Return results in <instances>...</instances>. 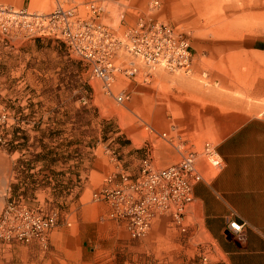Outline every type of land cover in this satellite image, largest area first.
Masks as SVG:
<instances>
[{
  "label": "rangeland",
  "instance_id": "374dc122",
  "mask_svg": "<svg viewBox=\"0 0 264 264\" xmlns=\"http://www.w3.org/2000/svg\"><path fill=\"white\" fill-rule=\"evenodd\" d=\"M82 1H101L105 23L119 36L141 18L177 27L193 48L194 72L159 70L147 82L121 76L108 95L66 45L25 27L22 12H52L55 0L25 7L0 0V168L3 155H11L14 169L25 175L17 181L21 191H8L5 205L0 193V216L20 196L31 209L59 214L47 248L2 246L0 264H226L219 245L199 227L194 204L181 227L166 215L146 237L132 240L93 202L105 178L83 205L76 202L93 170L132 171L147 157L162 169L184 154L201 153L207 143L218 148L226 130L213 125L233 111L264 118V0ZM123 90L131 99L120 105L116 97ZM195 105L202 109L195 112ZM68 139L75 146L70 172ZM199 164L210 181L217 172L202 157ZM37 168L43 177L35 179L31 170ZM41 188L45 193L37 196ZM31 249L42 259L30 256Z\"/></svg>",
  "mask_w": 264,
  "mask_h": 264
},
{
  "label": "built area",
  "instance_id": "2783aa9c",
  "mask_svg": "<svg viewBox=\"0 0 264 264\" xmlns=\"http://www.w3.org/2000/svg\"><path fill=\"white\" fill-rule=\"evenodd\" d=\"M56 2L57 7L49 13L22 12L25 27L37 38H52L66 45L85 66L91 80L101 83L106 94L114 95L112 86L121 76L140 77L147 82L159 70L193 74V48L177 27L141 18L119 36L105 23L106 10L101 1ZM1 11L5 10L0 5ZM203 77L208 76L203 74ZM130 99L131 94L126 90L116 97L120 105ZM2 119L7 117L4 115ZM200 157L216 175L224 167L218 148L211 143L201 153L184 154L180 162L162 169H155L147 157L136 170L111 174L93 194V199L108 208L109 218L132 240L146 237L154 223L166 215L181 227L182 218L193 205L196 186L205 180ZM58 222L57 211L45 214L29 208L21 196L11 198L0 216V248L15 243L47 248L49 233ZM244 228V223H229L233 234L243 233Z\"/></svg>",
  "mask_w": 264,
  "mask_h": 264
},
{
  "label": "crops",
  "instance_id": "0c3cea01",
  "mask_svg": "<svg viewBox=\"0 0 264 264\" xmlns=\"http://www.w3.org/2000/svg\"><path fill=\"white\" fill-rule=\"evenodd\" d=\"M2 1L14 4L15 7H25L31 2ZM55 3L57 7L56 0ZM193 109L198 112L202 107L195 105ZM213 127L226 130L218 145L224 167L213 179L204 180L195 188L193 204L196 205L195 215L201 222L199 227L219 245L226 264H264V118L248 117L245 112L233 111L222 124L215 121ZM65 145L66 167L70 172V169L74 170L70 164V152L74 151L75 146L70 148L69 139ZM2 158L0 193H3L2 202L5 205L8 191H21L22 184L19 185L17 181H21L25 175L14 169L13 156L3 155ZM122 169L117 166V172ZM31 173H35V179L43 177L40 176L39 168L31 170ZM43 174L44 172L41 175ZM109 176L106 170L91 171L76 205H83V201L95 190L98 182L104 178L105 181ZM69 177L70 173L67 174V181L70 180ZM44 193L42 188L36 191L37 196ZM93 202L98 203L94 200ZM99 204L106 208L108 216V208L103 203ZM233 221L245 224L243 233L237 235L230 231L229 223ZM29 251L30 256L39 255L42 259L39 251ZM4 252L8 256L14 255L13 259L22 257V254L14 251Z\"/></svg>",
  "mask_w": 264,
  "mask_h": 264
},
{
  "label": "trees",
  "instance_id": "16d2710c",
  "mask_svg": "<svg viewBox=\"0 0 264 264\" xmlns=\"http://www.w3.org/2000/svg\"><path fill=\"white\" fill-rule=\"evenodd\" d=\"M260 49H264V48L261 47Z\"/></svg>",
  "mask_w": 264,
  "mask_h": 264
}]
</instances>
